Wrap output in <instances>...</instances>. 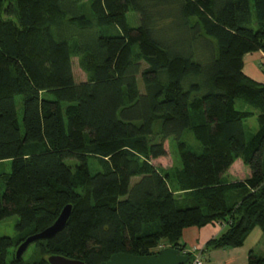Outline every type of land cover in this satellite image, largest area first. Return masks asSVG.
<instances>
[{
	"label": "trees",
	"instance_id": "1",
	"mask_svg": "<svg viewBox=\"0 0 264 264\" xmlns=\"http://www.w3.org/2000/svg\"><path fill=\"white\" fill-rule=\"evenodd\" d=\"M257 51L264 0H0V164L11 162L0 220L17 216L15 236H0V264L54 254L102 264L160 245L192 258L187 227L224 225L209 249L264 233V82L244 72ZM170 138L181 163L166 169L153 161ZM239 160L248 175L228 178ZM69 204L65 227L17 257ZM248 264L264 255L251 249Z\"/></svg>",
	"mask_w": 264,
	"mask_h": 264
},
{
	"label": "rangeland",
	"instance_id": "2",
	"mask_svg": "<svg viewBox=\"0 0 264 264\" xmlns=\"http://www.w3.org/2000/svg\"><path fill=\"white\" fill-rule=\"evenodd\" d=\"M128 16H129L130 24L133 26H136L138 24V15L135 12L131 11L129 12ZM73 71H74V75H75L77 82H82L87 79V75L85 71L82 70L77 57L73 58ZM16 99H17V104H18L19 116L20 118H22V106L20 104L21 96H17ZM236 108L240 110H243V109L253 110V107H251L250 105L244 104V101L242 99H238L236 101ZM245 125L247 128L248 135L250 136L254 134L259 128L256 115L248 118L245 121ZM186 138L189 142L198 144L193 133L189 130L186 131ZM166 146L168 148V155L166 157L154 160L153 162L155 164L163 166L166 169H173L175 165H178V164L180 165L181 163L177 145L174 139L170 138L169 140L166 141ZM66 161L73 165L76 164V161L73 159H67ZM91 167H92L93 172H95L96 171L95 164H92ZM10 169H11L10 161L0 164V173L2 172V170L9 171ZM249 171H250V168L246 166L241 160H239L232 166L231 170L226 174V176L233 180H236L239 178L243 179L248 175ZM0 186H1V191L3 192L5 190V185H4V181L2 180L1 176H0ZM16 221H17L16 215L0 220V236H3V235L15 236ZM223 228H224V225H223ZM261 233L262 231L260 227H257L256 230L251 235V237L248 239L246 246H247V249L248 247H252L256 252L264 255V238L261 239V236H262ZM185 234H186V239L184 237V240L187 241L188 242L187 245L190 246L192 242L191 240L195 238H192V239L188 238L189 231H186ZM30 252H31V248L25 254L26 258H28V254Z\"/></svg>",
	"mask_w": 264,
	"mask_h": 264
},
{
	"label": "crops",
	"instance_id": "3",
	"mask_svg": "<svg viewBox=\"0 0 264 264\" xmlns=\"http://www.w3.org/2000/svg\"><path fill=\"white\" fill-rule=\"evenodd\" d=\"M244 72L251 78L264 82V52L257 51L247 53L244 56ZM256 228L251 232L244 245L239 247H227L218 249H209L206 243L220 235L223 231V225L208 224L204 227L191 226L183 231L182 241L186 245V249L194 253H201L205 264H248V254L252 247L247 249V241L253 234ZM189 231L188 238L192 239L191 245H187L185 232ZM261 239L264 238V233H261ZM189 241V240H188Z\"/></svg>",
	"mask_w": 264,
	"mask_h": 264
},
{
	"label": "water",
	"instance_id": "4",
	"mask_svg": "<svg viewBox=\"0 0 264 264\" xmlns=\"http://www.w3.org/2000/svg\"><path fill=\"white\" fill-rule=\"evenodd\" d=\"M71 211L72 205H66L51 226L24 240L17 249V257H21L28 246L35 240L51 238L57 232L61 231L65 227ZM189 260L190 255L182 253L179 249L165 247L158 253L152 255H133L126 252L115 253L102 264H186ZM48 261L51 264H85L82 260L58 254L49 256Z\"/></svg>",
	"mask_w": 264,
	"mask_h": 264
},
{
	"label": "built area",
	"instance_id": "5",
	"mask_svg": "<svg viewBox=\"0 0 264 264\" xmlns=\"http://www.w3.org/2000/svg\"><path fill=\"white\" fill-rule=\"evenodd\" d=\"M164 245H160L159 248H164ZM186 264H205L203 257L200 253H194L192 258L190 257V260Z\"/></svg>",
	"mask_w": 264,
	"mask_h": 264
}]
</instances>
